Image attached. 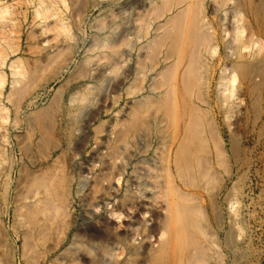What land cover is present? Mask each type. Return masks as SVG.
I'll return each instance as SVG.
<instances>
[{
	"label": "rangeland",
	"instance_id": "rangeland-1",
	"mask_svg": "<svg viewBox=\"0 0 264 264\" xmlns=\"http://www.w3.org/2000/svg\"><path fill=\"white\" fill-rule=\"evenodd\" d=\"M162 7L161 0H0V264H155L170 238L166 190L154 182L170 154L171 127L158 135L161 111L138 101L154 97L152 78L163 64L164 48L151 40L162 35ZM249 20L240 23L244 41ZM228 84L234 102L217 123L226 141L238 136L241 152L215 165L211 183L196 178L190 187L202 197L198 235L212 256L207 264H264V101L254 115L238 77ZM44 176L47 187H34Z\"/></svg>",
	"mask_w": 264,
	"mask_h": 264
},
{
	"label": "bare ground",
	"instance_id": "bare-ground-1",
	"mask_svg": "<svg viewBox=\"0 0 264 264\" xmlns=\"http://www.w3.org/2000/svg\"><path fill=\"white\" fill-rule=\"evenodd\" d=\"M161 1L163 3V7L160 8L162 10L161 16L167 15L166 22L159 28L162 29L160 30L162 35L159 36L158 33L155 36L151 35L153 36V39L151 40L152 44L161 45L164 48V57H162L163 64L161 65V71L157 73V76H152L153 83L150 85L153 87L154 91L150 92V94L153 93L154 97L145 93L138 101L141 106L140 108H146V110H149V108L158 107V110L161 111L162 115L158 116L154 127L151 124L149 125L155 129V132L158 133V135L160 134L164 136L166 134L165 131L167 129H164L166 126L163 128V125L167 124L171 127V130H169L170 154L166 159L167 161L161 156L163 161L166 162V166H163L157 172L156 176L159 180L156 179L154 182V184L156 183L155 186H160V188H165L166 190L167 209L169 210L170 216L164 227H167V230L170 233V238L167 242L164 241L163 245L161 242L162 247L158 250L159 252L157 251L158 255L154 263L184 264L186 261H190L189 263L191 264L192 261L196 264L195 262L197 261L199 264H207L208 260L210 261L209 258H212V256H210V253L208 254L209 248L207 244L204 243V241H201L200 236L198 235L201 233V229L198 226V216L201 215V212H204L201 203L202 197L197 194L195 190H191L190 187L196 186V183L193 186L196 178L197 180L198 178L200 179L198 181H204V184L211 183L216 177L214 171L216 170L215 165L217 164L219 166V164H221L222 166L224 165L223 163L227 161L225 159L227 155H230L232 158L233 156L235 157L238 152H241L240 139L238 136L232 134L227 137L226 141L222 137L219 128V124L221 123H217V118L220 114H226L225 116H227L226 119L228 120L227 114L229 110L232 109L231 105L234 102L232 100L234 92L232 93L230 90L232 87H229V79H231V77L232 79L233 77H238L240 85L244 86L245 93L250 99L249 105L251 112H253L254 115L259 112L257 103L260 104L259 102L262 103L264 101L263 83L261 84L260 82H257V76L262 75L263 77L264 75V58L260 57L258 49L260 44L259 39L262 36L264 37V1L212 0V17H209L206 13V11H208L205 5L207 2L206 0ZM159 7H161V5ZM244 19H250L249 21L252 24L249 30L250 34L248 40L245 41L241 37L240 30L242 27L240 23L243 22ZM149 43L150 42L148 41L147 45H149ZM160 88H163V90L159 93ZM227 90L229 91L227 92ZM83 96L85 97L86 95L83 94ZM75 98L76 97H74V100ZM84 99L82 102H86ZM76 100L78 101V99ZM153 110L154 109H152V111ZM132 116H134V114ZM254 119L257 120L258 118L255 117ZM135 125L137 126V124ZM150 128L151 127H149V129ZM131 138L132 137L128 136V141H130ZM212 151L214 154L213 158ZM244 155L246 154L244 153ZM157 167L160 168L159 165ZM142 175L144 177V174ZM36 177L32 182L34 187L44 186L46 188L47 181L45 176V180L43 177L42 179ZM162 178H165V180H162ZM177 179L181 185L177 183ZM144 186H147V184ZM225 197L227 198V196ZM49 199L51 200L50 197ZM213 200L214 199H212V202ZM215 203V201L212 203L211 208L216 211L217 207ZM227 209H229L228 206ZM39 210L41 211V209ZM202 226L205 225H201L200 227ZM40 230H42V228ZM91 236L94 237L93 235ZM94 238H96V236ZM100 238L101 237L98 239ZM88 239L92 241L91 237ZM126 240H130L129 236ZM131 243L133 244V242ZM91 245L92 244H90V247ZM125 246H127V244ZM85 249H87V247ZM71 251L73 252L72 249ZM89 253L90 252H88V254ZM101 257L106 256L101 255ZM153 259L154 258L152 257V260Z\"/></svg>",
	"mask_w": 264,
	"mask_h": 264
}]
</instances>
